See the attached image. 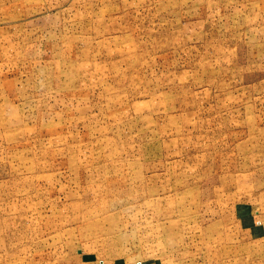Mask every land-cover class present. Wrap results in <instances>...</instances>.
<instances>
[{
  "label": "rangeland",
  "instance_id": "rangeland-1",
  "mask_svg": "<svg viewBox=\"0 0 264 264\" xmlns=\"http://www.w3.org/2000/svg\"><path fill=\"white\" fill-rule=\"evenodd\" d=\"M0 264H264V0H0Z\"/></svg>",
  "mask_w": 264,
  "mask_h": 264
}]
</instances>
